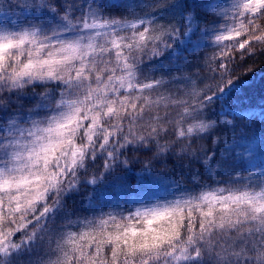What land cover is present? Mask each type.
Masks as SVG:
<instances>
[{
    "label": "snow or ice",
    "instance_id": "snow-or-ice-1",
    "mask_svg": "<svg viewBox=\"0 0 264 264\" xmlns=\"http://www.w3.org/2000/svg\"><path fill=\"white\" fill-rule=\"evenodd\" d=\"M257 44L264 0H0V264H264Z\"/></svg>",
    "mask_w": 264,
    "mask_h": 264
},
{
    "label": "trees",
    "instance_id": "trees-1",
    "mask_svg": "<svg viewBox=\"0 0 264 264\" xmlns=\"http://www.w3.org/2000/svg\"><path fill=\"white\" fill-rule=\"evenodd\" d=\"M15 15L13 18H15ZM245 38L242 35L239 39L243 40ZM241 51L243 50H237L233 53L235 57L234 75L240 77L237 82H243L244 80H251V82L240 87L239 95L247 97L244 99L246 103L258 104L259 98L264 96V76L257 80L252 79V76L258 72H264V45H255V51L251 54L245 52L243 58L241 57Z\"/></svg>",
    "mask_w": 264,
    "mask_h": 264
},
{
    "label": "rangeland",
    "instance_id": "rangeland-1",
    "mask_svg": "<svg viewBox=\"0 0 264 264\" xmlns=\"http://www.w3.org/2000/svg\"><path fill=\"white\" fill-rule=\"evenodd\" d=\"M217 3H218L219 5L227 6L228 3H229V0H218ZM4 7L6 8L5 5H4ZM9 15L12 16V18H13L15 14L9 13ZM260 76H264V73H262V74L257 73V75L252 76V78H253V79H257V78H259ZM236 83H237V86H238L239 89H240V87H241L240 85H243V84H240V83H238V82H236ZM237 106H238V105H237Z\"/></svg>",
    "mask_w": 264,
    "mask_h": 264
}]
</instances>
